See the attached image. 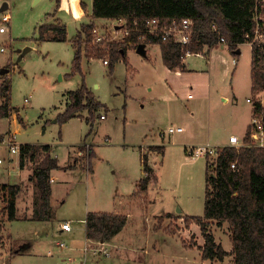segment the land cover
Segmentation results:
<instances>
[{
    "label": "rangeland",
    "instance_id": "1",
    "mask_svg": "<svg viewBox=\"0 0 264 264\" xmlns=\"http://www.w3.org/2000/svg\"><path fill=\"white\" fill-rule=\"evenodd\" d=\"M4 2L9 3L5 13L11 21L2 24L3 14H0V26L7 28L6 33H0V70H10L1 78L9 81L11 105L18 114L0 119V158L4 160L0 173L10 172L9 182H21L22 189L16 200L18 220L9 224L4 211L6 194L0 201V216L11 235L6 231L1 235L0 264H9L10 257L17 253L20 246L16 241L28 240L33 245V254L17 256L13 264H67L68 258L74 260L72 264H109L106 258L114 250L110 243V254L106 257L93 254L86 257L82 252L87 244L83 221L89 211L127 214L131 235L140 240L142 234L138 227L148 223L145 216L160 214L163 220L158 222L156 218L155 222L169 225L180 242L195 249L188 258L197 264L205 246L199 245L195 230L201 228L196 219L204 215L208 162L204 157H191L186 148L220 146L227 144L231 135L245 134L251 122V105L246 99L264 96V91L252 93L249 45L242 47L237 66L232 64L234 56L226 45H218L216 48L221 49L213 50L210 62L207 55L189 56L185 60L188 70L180 76L164 64L157 48L150 50L147 57L128 51L127 63L119 61L112 73L109 65L104 64L108 57L90 61L84 58L81 73L72 74L75 55L72 40L83 24L95 22L93 41L89 44L94 46L97 44L95 30L106 41L123 42L125 23L92 20L93 0H63L68 11L60 10L61 0H0V8ZM82 2L85 15L77 20L73 13L81 15ZM58 21L67 28L66 42L38 40L40 26ZM25 49L30 51L18 62V51ZM2 82L0 79V85ZM83 83L104 105L99 112L106 118L97 116L93 126L86 118H73L60 125L56 119L65 111L63 94L77 90ZM222 97L229 99L224 102ZM88 113L85 111L83 115ZM20 117L23 122L18 120ZM178 126L183 127L182 133H167L170 127ZM9 132L16 134L19 145L53 144L56 151L52 155L64 166L61 170H66L67 165L76 166L77 171H54L51 182L52 208L57 220L72 223L77 242L56 233L57 222L31 219V209L39 200V193L30 177L36 165L43 164L45 153L40 151L35 162L27 158L26 168L20 172V152L12 154L3 143ZM185 143L189 145L185 147ZM80 144L86 145L85 149L73 152L72 145ZM151 144H164L166 149L163 152L164 148L157 145L147 147ZM91 145L94 156L90 162ZM148 152L154 153L150 162L155 166L157 177L153 173L147 195L139 193L136 185L143 176L142 154ZM209 231L221 240L224 248L232 244L227 223L210 222ZM41 232L43 241L39 239ZM57 242H64L72 250L58 248ZM180 249L172 245L169 252L175 255ZM49 251L54 255H48ZM129 254L135 263L143 260L132 251ZM228 257L222 264H233V256ZM168 260L164 263L168 264ZM178 261L184 264L185 259Z\"/></svg>",
    "mask_w": 264,
    "mask_h": 264
},
{
    "label": "trees",
    "instance_id": "2",
    "mask_svg": "<svg viewBox=\"0 0 264 264\" xmlns=\"http://www.w3.org/2000/svg\"><path fill=\"white\" fill-rule=\"evenodd\" d=\"M81 6L85 11V3ZM264 18V0H93L90 18L107 19L125 23L129 34L123 42L103 41L89 46L93 41L95 22L83 24L77 36L72 40L75 50L72 74L81 73L84 57L89 59L109 58L111 73L114 66L123 60L127 63V50L137 48L140 44H159L164 64L173 71L182 69L183 52L180 45L172 40L163 41L162 31L159 34L148 33V22L153 21L160 29L171 26L174 22L184 19L193 21V36L188 46L194 53L216 48L219 36L212 30L216 23L219 31L228 40V47L234 53L239 45L249 43L246 35L253 37L257 26L256 14ZM38 40L66 42L68 33L61 22L45 24L39 28ZM264 31V27L262 30ZM49 35H53L49 38ZM9 69V68H8ZM1 71V70H0ZM252 93L264 91V42L252 46ZM3 103L0 105V119L10 117L12 113L10 86L6 78L0 86ZM70 103L66 111L57 117V122L63 125L79 113L88 110L89 122L93 126L97 112L104 105L97 101L93 92L85 83L75 91L69 92ZM257 110H263L259 102ZM250 129L246 140H249ZM85 146H82V148ZM40 151L45 153L43 164L35 167L32 180L39 193V200L34 204L32 220L50 221L53 208L52 172L61 169L57 157H53L50 145L24 144L20 145V167L25 168L27 158L35 162ZM88 159L94 156L92 148ZM207 185L204 215L196 221L200 225L205 238L203 260L223 261L227 256H233V264H264V148L241 147L240 149L226 147L216 159L207 160ZM237 162L238 170L231 169V163ZM144 172L139 193H147L152 180L153 171L148 164L147 155H143ZM68 169V168H65ZM18 185L0 183V201L6 194L8 221L18 220L16 200L21 192ZM7 196V197H6ZM216 221L219 225L227 223L231 231L232 250L227 252L216 243L214 235L209 231V223ZM127 223L126 216L106 212H91L86 218L87 239L108 242L122 231ZM4 229V221L0 216V241ZM20 250H17L18 253Z\"/></svg>",
    "mask_w": 264,
    "mask_h": 264
},
{
    "label": "crops",
    "instance_id": "3",
    "mask_svg": "<svg viewBox=\"0 0 264 264\" xmlns=\"http://www.w3.org/2000/svg\"><path fill=\"white\" fill-rule=\"evenodd\" d=\"M7 1H9V0H7ZM5 3H7V7L9 8V3L8 2H4L3 4H2V6H1V8L4 6V4ZM61 4H60V10L61 9H64V10H66V11H68L69 10V8L67 7V8H65L64 6H63V0H61V2H60ZM1 8H0V10H1ZM80 10H81V15L80 16H76L73 12V15H74V17H75V19H77V20H82L83 19V17H84V15H85V11L83 10V8H82V6H81V3H80ZM7 11V10H6ZM5 11V12H6ZM2 13V12H1ZM0 13V14H1ZM4 13V12H3ZM2 13V14H3ZM55 21V20H54ZM107 21H110V20H102V21H100V22H107ZM97 22H99V21H97ZM123 23V22H122ZM53 24V23H52ZM2 34H4V33H2ZM45 41V40H44ZM46 41H49V40H46ZM42 42V41H41ZM142 44H145V52H146V55L145 56H143V55H141V54H139L138 52H137V48H133V47H130L128 50H127V53H128V51L129 52H134V53H137V54H139V55H141V56H143V57H147V54L149 53V51L150 50H154V49H159L160 50V52H161V57H162V51H161V47H160V45L159 44H156V45H153V44H146V43H142ZM220 45V44H219ZM245 45H249V47L251 48V51H252V45L251 44H249V43H245V44H242L241 46H239L238 47V49L241 51L240 52V54H237L235 51L237 50H235L234 51V53L232 52V54H233V58H232V64H233V59L234 58H236L237 60H238V63H239V56L242 54V47L243 46H245ZM73 46V45H72ZM227 46V45H226ZM223 48V47H222ZM229 48V47H228ZM74 49V48H73ZM221 48L220 47H218V48H212V49H208V47L207 46H205V48H204V51H203V54L202 55H207L210 59H209V62L211 61V56H212V52H213V50L215 51V50H220ZM223 49H226V48H223ZM21 52L22 51H18V53H19V58H18V62L20 61V60H22L25 56H26V54L29 52H27L21 59H20V56H21ZM74 52H75V50H74ZM219 53H220V51H219ZM202 55H200V56H202ZM84 58H87V57H84ZM83 58V59H84ZM89 61L90 60H93V59H89V58H87ZM74 60V59H73ZM101 60V59H100ZM162 60H163V58H162ZM186 60V59H185ZM185 60H183V63H184V67L182 68V69H177V71H173V72H175V74L176 75H181V73H184V72H186L187 70H188V67H187V63L185 62ZM103 61V60H102ZM238 63H237V65H238ZM234 65V64H233ZM237 65H234V66H237ZM71 72H72V67H71ZM5 76V74H0V79H3V82L5 81V77L4 78H1L2 76ZM8 75V73H6V76ZM61 80H63L62 78H61ZM2 82V83H3ZM2 85V84H1ZM0 85V86H1ZM81 87V86H80ZM79 87V88H80ZM78 88V89H79ZM89 89V88H88ZM89 91H90V89H89ZM69 92H71V91H68V92H65L64 94H63V96H62V98H63V100H64V103H65V111H66V109H67V107H68V105H69V103H70V99H69ZM92 92V91H91ZM190 95H192V94H190ZM189 95V96H190ZM1 96V95H0ZM193 96V95H192ZM96 98V97H95ZM189 98H191V97H189ZM250 98V97H249ZM222 99H223V101L224 102H227L228 101V97H222ZM248 100V98L246 99V101ZM97 101H99V100H97ZM100 102V101H99ZM248 102V101H247ZM2 103H3V99H2ZM249 103V102H248ZM250 105H251V118H252V114H253V106H252V104L251 103H249ZM11 108L13 109V107H12V105H11ZM60 107H58V109H59ZM104 107H102L101 109H103ZM100 109V110H101ZM99 110V111H100ZM109 110V109H108ZM107 110V111H108ZM64 111V112H65ZM87 113H88V111L87 110H85ZM85 111H82V113L80 114V116H78V117H76V118H81V119H85L86 118V120L89 122V120H88V118H89V113H88V115L87 116H84L83 115V113L85 112ZM97 112V115H96V117L97 116H99L102 120H104L105 118H106V116H105V118H102V113L101 112ZM17 112V114H18V111H14V109L12 110V113H11V116L10 117H6V118H2V119H10V118H12V115L14 114L15 115V113ZM63 112V113H64ZM60 114H62V113H59L58 114V116L60 115ZM57 116V117H58ZM18 120L19 121H21V122H23V120L21 119V117L20 118H18ZM57 120V119H56ZM87 122V123H88ZM88 124H91V123H88ZM94 124V123H93ZM249 126H250V123L247 125V129L245 130V134L248 132V130H249ZM178 127H182V126H178ZM183 128V127H182ZM183 131H184V129H183ZM182 131V132H183ZM181 132V133H182ZM11 133H13V132H9L8 134H7V136H9ZM244 134V135H245ZM244 135H242V136H244ZM242 136H240V137H242ZM5 138V137H4ZM228 144V143H227ZM227 144H224V145H227ZM48 145H50L51 147H52V149L54 150V151H56V148H55V146L53 145V144H48ZM154 145H157L158 147L160 146L161 148H164V149H162L163 150V152L165 151V149H166V146L164 145V144H162V145H159V144H151V145H148L147 147H151V146H154ZM164 145V146H163ZM189 144L188 143H185L184 144V146L186 147V146H188ZM224 145H220V146H224ZM82 146H85L86 147V145H82V144H80V145H77V146H74V145H72V149H73V152H78L79 150L78 149H85V147H83L82 148ZM163 146V147H162ZM91 148H92V145H91ZM90 148V149H91ZM71 149V150H72ZM90 149L88 150V152L90 151ZM93 149V148H92ZM152 152H148V154H146L145 153V155H147V157H148V163H149V165H150V167H151V169H152V171H153V173H154V175L157 177V175L155 174L156 172V169H155V166L150 162V158H151V156H153L154 155V153H152ZM69 154H70V152H69ZM143 155H144V153L142 154V157H141V161H142V168H143V172H142V177L139 179V181H138V183H137V185L136 186H138L139 185V183H140V181H141V179L144 177V175L146 176V173L144 172V164H143ZM59 161V160H58ZM18 162V161H17ZM18 165H19V171L20 172H23L22 170H24L25 168H21L20 167V164L18 163ZM59 166H60V168L61 169H63L64 168V166H61L60 164H59ZM90 166V165H89ZM66 167V166H65ZM67 168L68 169H66V170H61V169H57V170H54V171H64V172H72V171H77L76 170V166H68L67 165ZM90 169V168H89ZM53 171V172H54ZM52 172V181H53V173ZM10 172H8L6 175H4V174H2V173H0V183H2V184H7V185H18V186H20V187H22V185H21V182H18V183H10L9 182V178H10ZM15 175V174H14ZM13 176V175H12ZM17 176H18V174H17ZM32 178L30 177V180H31ZM52 183V182H51ZM150 185H151V183H150ZM150 185H149V187H150ZM148 192V191H147ZM147 195H148V193H147ZM52 196H53V189H52ZM53 198V197H52ZM52 198H51V205H52ZM18 200V199H17ZM151 203H152V201H150ZM33 211H34V208L33 209H31V217L33 216ZM97 213L98 212H105V211H96ZM89 213H91L90 211L87 213V215L89 214ZM106 213H112V214H117V215H123V216H126V218H127V223H126V225H125V227L122 229V231L120 232V233H118L115 237H113V238H111L109 241H108V244L110 243L111 244V247H114L113 249L114 250H112V254H110V256L108 257V258H106V259H109L108 260V262H106V263H109V264H153L155 261H156V264H165L166 263V259H169L168 261H169V263L168 264H181L178 260H181V259H185V261H184V264H192V260H190L189 258H188V255L189 254H191L192 253V251L193 250H195V249H193L192 247H189V246H186V245H184L183 244V242H180V238L179 237H177V235H176V233H175V231L174 230H172V228L169 226V225H166V224H159L158 222L160 221V220H163V219H160V214L159 215H151V214H147L146 216H145V220L148 222L143 228H139L138 227V231L139 232H141V234H142V236H141V240L140 239H138V238H133V236L131 235L133 232H132V228H130V226H129V223H130V221H129V217H128V215L127 214H125V213H122V212H119V211H116V212H106ZM168 213H170V212H168ZM87 215H86V218H87ZM159 216V217H158ZM86 218H85V220L83 221V224H84V237H85V239L88 241V239H87V233H86ZM156 218L158 219V222L156 223L155 221H156ZM12 222H14V221H12ZM40 222H42V221H40ZM55 222H57V226H56V229H55V231H56V233H58L59 235H65V236H68V240L69 241H73V242H77L76 241V239H75V237H76V235L73 233V226H72V231L71 232H67V231H63L62 230V225H63V223H65V222H68L67 220H65V221H59V220H57V215H56V211H55V209L53 208V213H52V219L50 220V221H45V222H42V223H55ZM162 223H163V221H161ZM11 222H9V224H10ZM4 225H5V223H4ZM71 225H72V223H71ZM46 227V226H45ZM192 228L191 229H193V227L194 226H191ZM195 229V228H194ZM201 228H196V232L198 233V239H199V245L200 246H203L204 244H205V239L202 237V230H200ZM5 231L9 234V231H8V229L6 230V228H5V226H4V229H3V231H2V233H1V235L3 236L4 235V233H5ZM10 235V234H9ZM214 235V234H213ZM11 236V235H10ZM40 238L39 239H41V241H43L42 240V237L44 236L43 235V232H41L40 233ZM214 237H215V235H214ZM217 237V236H216ZM215 237V238H216ZM11 240L12 241H14L13 239H12V237H11ZM229 240L231 241V239H230V237H229ZM101 241H103V240H101ZM221 242V240H219L218 239V237H217V239H216V243L217 244H221L222 246H223V244L222 243H220ZM16 243H18L19 245L18 246H20L19 247V249L18 250H20L19 252L20 253H15L14 254V256H12V257H10V262H9V264H13V258H15V257H17V256H26V255H31V254H33V251H32V248H33V245H32V243L31 242H29V240L28 241H16ZM232 243V242H231ZM172 245H174V246H176V247H181V249H180V251L177 253V254H175V255H172V254H170V252H169V248L172 246ZM127 248V249H126ZM223 248H224V246H223ZM227 252H230L231 250H232V244L226 249V248H224ZM123 251H125L126 253H123ZM129 251H132L133 253H135V254H138L139 256H138V259H139V257L141 258V257H143V260L142 261H140V263H135V261L132 259V257L130 256V254H129ZM49 255V254H48ZM101 257H103V256H101ZM199 257V260H198V263L197 264H206V263H210V262H214V261H216V260H203V258H202V256L201 255H199L198 256ZM228 257V256H227ZM229 258V257H228ZM231 258V257H230ZM195 260H196V258H194V262H195ZM130 261H132L133 263H130ZM218 262H220V264H222V261H219V260H217ZM165 262V263H164Z\"/></svg>",
    "mask_w": 264,
    "mask_h": 264
},
{
    "label": "built area",
    "instance_id": "4",
    "mask_svg": "<svg viewBox=\"0 0 264 264\" xmlns=\"http://www.w3.org/2000/svg\"><path fill=\"white\" fill-rule=\"evenodd\" d=\"M8 10V9H7ZM11 21L10 15L8 13H3V18H2V24H9ZM256 21H257V26L254 31L253 37L249 34L246 35L247 40L249 41V44L252 46L254 44L264 42V31L262 30V27H264V18L260 15V13L256 14ZM149 30L148 33L151 35L159 34L161 31L162 33V40L163 41H169L172 40L176 44L180 45L182 48L183 52V60H185L187 57L192 56V55H202L203 52L200 53H194L191 51V49L188 48L191 38L193 36V21L190 19H184L181 22H174L171 26L160 29L159 26H157L153 21H149L148 23ZM125 30V29H124ZM212 30L214 33H217L219 36V44L220 45H227L228 46V40L224 35H222L219 31L218 25L214 23L212 25ZM7 28L6 26H0V33H6ZM129 30H125V36L129 34ZM96 33V41L97 43L106 41L104 36H98L97 32ZM110 41V40H108ZM107 41V42H108ZM241 46V45H239ZM238 60L236 58L233 59V64L237 65ZM105 65H108V60L104 61ZM189 97H192L190 95ZM249 103L252 104L253 106V114L250 122V133H249V140H246V137L248 135V132L240 137L237 135H231L229 137V141L227 145L224 146H213V145H205L201 146L198 148L192 147L188 149L186 148V152L191 156V157H204L207 160L210 159L212 161L213 159H216L219 157L226 147H232L236 149H240L241 147H258V148H264V96L258 95L257 97L253 98H248L247 100ZM257 102L261 104V107L263 110H257ZM102 118H105V116H102ZM183 131L182 127H170L167 130L168 134H173V133H181ZM3 143L6 145V147L9 149V151L12 154H16L20 152V145L17 143V136L14 133H11L9 136L5 137L3 139ZM4 163V160L0 158V165ZM231 169L236 171L238 170V164L237 162L231 163ZM62 230L71 232L72 231V225L70 222H65L62 225ZM56 246L60 249H65V250H72L67 246L64 242H57ZM109 244L108 242L105 241H92L88 240L85 248L82 249V252L84 256H88L90 254H93L95 256H109L110 252L108 250ZM49 255H54L52 251L48 252ZM69 263L67 264H72L74 260L71 258H68ZM83 264V262H82Z\"/></svg>",
    "mask_w": 264,
    "mask_h": 264
},
{
    "label": "water",
    "instance_id": "5",
    "mask_svg": "<svg viewBox=\"0 0 264 264\" xmlns=\"http://www.w3.org/2000/svg\"><path fill=\"white\" fill-rule=\"evenodd\" d=\"M8 9V7H7V3H5L4 4V6L1 8V10H0V13L2 12H5L6 10ZM28 51H30V49H25V50H23L22 52H21V56H20V59L28 52ZM137 52L139 53V54H141V55H143V56H145L146 55V52H145V44H140L139 46H138V48H137ZM237 54H240V50L239 49H237L236 51H235ZM10 70H7V69H4V70H1L0 71V74H5V73H8Z\"/></svg>",
    "mask_w": 264,
    "mask_h": 264
}]
</instances>
